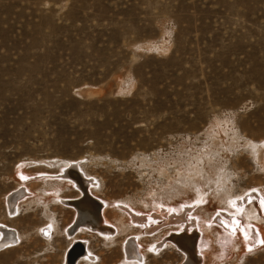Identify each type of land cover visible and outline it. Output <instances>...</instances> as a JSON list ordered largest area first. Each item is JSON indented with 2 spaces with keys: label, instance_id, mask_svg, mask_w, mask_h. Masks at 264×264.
<instances>
[{
  "label": "rangeland",
  "instance_id": "rangeland-1",
  "mask_svg": "<svg viewBox=\"0 0 264 264\" xmlns=\"http://www.w3.org/2000/svg\"><path fill=\"white\" fill-rule=\"evenodd\" d=\"M67 166L115 237L76 231ZM259 199L264 0H0V225L19 237L0 264H63L72 230L93 254L80 264H121L139 231L154 247L139 264H181L183 216L211 223L205 264H264ZM236 212L247 247L217 224Z\"/></svg>",
  "mask_w": 264,
  "mask_h": 264
},
{
  "label": "bare ground",
  "instance_id": "bare-ground-1",
  "mask_svg": "<svg viewBox=\"0 0 264 264\" xmlns=\"http://www.w3.org/2000/svg\"><path fill=\"white\" fill-rule=\"evenodd\" d=\"M79 172H81V171L79 170ZM45 176H47V175H45ZM49 176L52 177V175H49ZM49 176H48V178H49ZM55 176H57V175H55ZM58 176L60 177V181L65 180L68 182V183L64 184V188L67 187V189L68 188L77 189L80 192V195L78 197H76L73 201L72 200L69 201V204L72 203L71 205L75 208V211H76V214H75V217H77V219L75 221V223H76L75 225L77 228L76 231L80 232V231L84 230V231H87L89 233L92 232V233L104 235L105 237H108V238L115 237L118 234V231L116 228H114V226L110 225L108 218L106 216V214L108 212L109 205L107 203H105L104 201H102L101 199L99 200L95 195H93L91 193V190H90L91 189V182L85 180L84 178L82 179V177L80 175H78L74 169L68 168V166L61 173H59ZM82 176H83V174H82ZM45 179H46V177H45ZM22 189H24V188H22ZM57 191H59V190H57ZM26 193H30V192L25 190V192L22 193L20 196H14L12 198H8L9 206L11 207L14 203H17L19 198L24 197ZM55 193H56L55 191H52V193L50 192V194L47 195V199L48 200H58L60 203H61V201L62 202L65 201V200L61 199V197L58 198V196L55 195ZM85 193L88 194L89 198L84 197ZM7 197L8 196H6V198ZM96 199L100 201L101 206L98 203L99 201L97 202ZM94 200L97 203H94ZM259 200H260V202L263 201V199H259ZM6 203H7V201H6ZM77 205H79L83 210L81 211L77 207ZM263 208H264V204H263ZM237 212H236V214H234V213L233 214L232 213H222V215L219 214L220 216H216L217 217L216 219L218 220L217 224L220 226L219 229L222 232H224L225 234H226V231H229V230H232L233 232H235V234L232 235L231 237L230 236L229 237L227 236V237L230 239H233V242H235L241 246L247 247V246H249V241H247L248 240V234L246 233V228H242L239 225L240 220H239L237 215L240 213H237ZM96 214L98 215V218H99L98 222L93 221V219L95 218L94 215H96ZM223 215H225V216H223ZM231 216H233V217H231ZM259 216H261V215H259ZM232 218L239 225V228L241 229L244 237L245 238L247 237L246 240L241 238V235L236 231L235 223H233ZM258 218H260V217H258ZM80 219L81 220H83V219L87 220L88 223L82 224ZM142 219H143L142 217L140 218V217L132 215V220L136 223L137 222L138 223L143 222ZM181 219L185 221V224L182 225L183 222H181L180 220L178 222H181L180 223L181 226H186V228L185 229L182 228L181 232H180V230H178L179 232L177 231V232L170 233L168 235L169 242H171V245L175 246L176 248H178L183 253L184 259H183L181 264H205V258L206 257L209 258L211 256V258H212V251H211L210 245H209V243H207L206 239H205V243L201 242V236L203 235V232L206 233L207 231L212 229L209 226V224H211V223L206 222V225H208V226L205 227L203 224H198L196 222V220H194L193 222L190 223V221H192L193 218H190V220H187V219H184V216H183ZM243 224L246 225L247 223L246 224L243 223ZM190 225L196 230L197 234H196V232H194L195 234L194 233L191 234V232L188 231L190 228ZM259 225L258 226L252 225L253 226L252 232L254 235L257 236V239L260 240L261 243H264V237H263V231H262L263 228ZM181 226H180V228H181ZM247 229L249 230L250 228L247 227ZM152 231L148 230L146 232H152ZM201 232H202V234H201ZM70 233H71V235H70L71 240H70L67 248L64 250L65 252H64V257H63V264H71V263L72 264H80L82 262H86V263L89 262V260L93 254L90 250V246H89L88 241L85 238L79 237L76 234V232H73V230H72V232L69 231V234ZM0 235H1L0 250L3 248H8V247L13 246L14 244H16L15 243L16 238L19 239L17 233L13 232L12 229H9V228L2 226V225H0ZM142 235H144L143 232L139 231L137 234L132 236V239H127L123 242V244H122L123 262L121 264H139L140 260L142 261L143 257H145V255L147 253H150L153 251L154 247H151L152 245H149V244L147 245L146 238L143 237ZM202 238H203V236H202ZM257 239H256V241H257ZM165 243H162V244L164 245ZM75 244H77V245H75ZM73 246H74V248L71 250L69 257L67 258L68 252ZM202 248L203 249L207 248V252L206 251L204 252ZM81 250H85L84 254L81 257H79L75 262H72L71 260L72 259L74 260L75 256L77 254H79L81 252ZM211 262H212V260H211ZM89 263H91V262H89Z\"/></svg>",
  "mask_w": 264,
  "mask_h": 264
},
{
  "label": "water",
  "instance_id": "water-1",
  "mask_svg": "<svg viewBox=\"0 0 264 264\" xmlns=\"http://www.w3.org/2000/svg\"><path fill=\"white\" fill-rule=\"evenodd\" d=\"M87 196H88V194L85 193L84 197H85V198H89V196H88V197H87ZM94 203H97V202L94 201ZM77 207H78L81 211L83 210L79 205H77ZM83 207H84V206H83ZM94 217H95V218L93 219V221H94V222H98V221H99L98 215L96 214V215H94ZM80 221H81L82 224L88 223L87 220H84V219H83V220L80 219ZM81 252H82V250H81ZM81 252H80L79 254H81ZM69 255H70V253L67 255V258L69 257ZM76 256H77V255H76ZM76 256H75V258H76ZM74 260H75V259H74ZM74 260L72 259L71 261L74 262ZM71 264H72V263H71Z\"/></svg>",
  "mask_w": 264,
  "mask_h": 264
},
{
  "label": "snow or ice",
  "instance_id": "snow-or-ice-1",
  "mask_svg": "<svg viewBox=\"0 0 264 264\" xmlns=\"http://www.w3.org/2000/svg\"><path fill=\"white\" fill-rule=\"evenodd\" d=\"M250 202V201H249ZM262 204H264V201L261 202ZM239 226V225H238ZM249 251H251V249H249Z\"/></svg>",
  "mask_w": 264,
  "mask_h": 264
}]
</instances>
